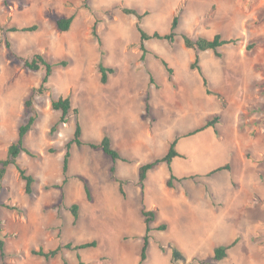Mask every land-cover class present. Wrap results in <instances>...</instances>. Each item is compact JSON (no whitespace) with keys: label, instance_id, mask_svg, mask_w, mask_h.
<instances>
[{"label":"rangeland","instance_id":"obj_1","mask_svg":"<svg viewBox=\"0 0 264 264\" xmlns=\"http://www.w3.org/2000/svg\"><path fill=\"white\" fill-rule=\"evenodd\" d=\"M0 0V158L18 138L25 122V102L39 88L44 71H31L24 60L43 53L55 64L48 92L35 97L40 117L25 139L26 146L41 155L23 154L19 162L36 181L26 194L25 182L15 166L8 168L1 201L21 211L2 208L0 217L8 235L6 264H139L145 231L142 193L138 186L139 166L165 155L178 135L204 125L215 116L220 122L191 137L182 138L176 158L175 189L167 187L170 177L163 163L149 173L146 205L156 211L154 231L145 264H200L216 247L239 238L229 257L214 264H264V0ZM130 7L149 11L143 27L167 33L175 15L180 16V36L174 44L150 40L145 62L141 61L137 18L122 12ZM52 15L74 16L68 32H60ZM98 22L100 47L92 35ZM38 25L36 32L7 33L13 26ZM216 34L237 37L239 43L222 48L223 57L212 51L200 55V65L213 91L207 95L202 78L191 68L195 52L182 35ZM17 58H10L6 40ZM256 42L250 51L247 45ZM24 59V60H23ZM162 59L174 68L169 74ZM116 69L109 82H100L97 65ZM150 73L156 83L150 84ZM151 98V115L144 119L146 98ZM71 97L68 122L52 128L61 112L52 101ZM74 109L78 110L75 114ZM77 118L85 142L111 137L113 147L129 162L118 161L116 176L125 181L127 196L113 178L111 158L102 150L74 146L70 181L61 206L65 145L73 137ZM51 149L56 152H51ZM230 164L211 177L210 170ZM1 168V165H0ZM80 177L88 181L89 201ZM78 203L80 219L75 225L70 211ZM96 240V248L65 249L46 261L31 254L33 249H55L67 243ZM180 256L173 258V249ZM0 264H2L0 260Z\"/></svg>","mask_w":264,"mask_h":264},{"label":"trees","instance_id":"obj_2","mask_svg":"<svg viewBox=\"0 0 264 264\" xmlns=\"http://www.w3.org/2000/svg\"><path fill=\"white\" fill-rule=\"evenodd\" d=\"M5 5L9 6L8 0H5ZM122 12L129 16H135L137 18L136 21V29L139 32L140 35V50L142 52L141 55V61L145 62L147 59L148 54H150V50L147 47V42L150 40H164L169 42L170 44H174L177 42L178 37L180 36L179 33V26H180V16L175 15L170 29L167 33H161L159 31H155L153 33H149L144 27L143 22L146 17L149 16V11L140 12L137 9L130 8V7H122ZM51 18L56 23V27L60 32H68L75 20L74 16L71 17H59L57 15H52ZM39 30V26L34 24L32 26H26V27H17L13 26L11 28H8L5 30L7 33H16V32H36ZM92 35L94 38L97 39L100 47H102L103 42L98 32V22L96 21L95 24L92 27ZM183 41L185 46L188 49H192L195 52V61L191 64V68L193 70H197L199 75L202 78L203 86L205 88L206 94L211 96L215 95L217 97H222L219 93L215 92L211 88V83L206 74L204 73V70L202 66L200 65V54L204 53L206 51H212L216 57H223L224 53L222 52V48L231 45V44H238L240 39L237 37L232 38H224L220 34H216L212 39L204 37V36H198L193 37L188 34L182 35ZM2 43L0 41V47ZM257 45L256 42H252L247 45V50H252ZM6 48L9 50V56L10 58H17V55L15 52H13L12 44L9 39L6 40L5 43ZM24 60V59H23ZM162 62L166 69L168 70L169 74L174 75V68L169 65V63L162 59ZM67 61H60L55 64L48 61L47 57L43 53H36L31 59L24 60V67L31 70V71H44V76L42 78V82L39 88L33 89L31 95L25 102V115L26 120L25 122L19 127L18 130V138L15 142L11 143L8 148L7 157L5 159L0 158V212L2 208H6L12 211H21V209L17 206H12L7 203H3L1 201L2 192L4 190V181L8 173L9 166L13 165L16 167L21 179L25 182V192L26 194H32L34 192V183L36 181V178L28 173V170L19 162L20 157L23 154H27L28 156L32 158H40L41 155L39 153L34 152L32 149L26 146L25 139L26 136L33 131L35 128V125L40 117L39 111L35 107V97L36 96H43L48 92V84L54 74V68L55 66H68ZM97 70L101 74L100 76V82L102 84H107L109 82V76L111 74L116 73V69L113 67H107L103 62H100L97 65ZM155 78L150 73V84H155ZM151 98L150 95L146 98V111L143 116L144 119L149 118L151 115ZM52 109L55 111L61 112V117L59 121L56 123V125L52 128V132H55L57 127L61 124H65L68 122L69 115L72 111V99L71 97H59L57 99H54L52 101ZM75 114H78V110H73ZM220 122V117L215 116L212 119L208 120L204 125L201 127L194 129L188 133H185L183 135H178L174 138V140L171 142L170 147L167 151V153L161 157L154 158L150 162H147L145 164H142L139 166L138 169V186L141 189L142 193V215L144 216V224H145V231L143 235V246L140 254V260L139 264H145L148 260V251L151 245V240L153 239L152 233L154 231H166L168 229V226L166 224H162L159 226H154L156 222V211L148 210L145 208L146 205V181L148 179L149 173L154 170L159 165L165 163L167 164L170 172V177L166 181L167 187L171 189H175V181H182L188 179V176L179 177L175 174L174 168H173V162L176 158H186V155L181 153L178 150V144L179 141L182 138L185 137H191L196 134H199L208 128H214L216 130L217 124ZM83 147L88 146L93 150H102L106 156L111 158L114 162V165L110 168V172L113 175V178L119 183V190L120 193L126 197L127 192L125 190V181L119 177L116 176V164L118 161H124L129 162L127 158L123 157L114 147L113 142L110 136L105 135L103 139L99 142H85L83 140V128L82 124L79 118L76 120L75 124V132L73 137L66 143L65 145V155L63 158V181L61 184H55L53 185L54 188L61 189V206H64V201L66 199V193L64 191L65 186L70 181V166H71V159H72V150L73 147ZM51 152H56V150L51 149ZM223 170H230V164H226L224 166H220L218 168H215L207 173L206 176L211 177L214 174L221 172ZM80 180L84 184V190L86 192L87 198L89 201H92V194L91 190L88 184V181L80 177ZM80 205L78 203H75L71 206L70 211L72 213V216L74 218V224L76 225L79 222L80 219ZM7 237L8 235L4 231V224L3 220L0 217V260L2 264H6V260L8 258V253L6 250V244H7ZM239 243V238L233 241L232 243L228 245H220L215 248L214 254L206 259H197L200 264H214V262H220L229 257V251L237 246ZM98 246V242L96 240L85 242L81 244H73V243H67L66 245H60L55 249H49L45 250L44 248H39L38 250L33 249L31 251V254L34 256L42 257L46 261L53 260L60 256L65 249L67 250H73V251H82L89 248H96ZM180 256V252L178 249H173V258L178 259ZM78 257L80 259V264H86L84 261L81 260L80 254L78 253ZM64 264H69L66 259H64ZM171 264H175L174 260H171Z\"/></svg>","mask_w":264,"mask_h":264},{"label":"crops","instance_id":"obj_3","mask_svg":"<svg viewBox=\"0 0 264 264\" xmlns=\"http://www.w3.org/2000/svg\"><path fill=\"white\" fill-rule=\"evenodd\" d=\"M201 54H202V53H201ZM201 54H200V55H201ZM217 125H218V124H217ZM198 128H199V127H198ZM216 128H217V126H216ZM196 129H197V128H196ZM208 129H214V128H208ZM208 129H207V130H208ZM191 131H192V130H191ZM189 132H190V131H189ZM203 132H204V131H203ZM187 133H188V132H187ZM201 133H202V132H201ZM184 134H185V133H184ZM199 134H200V133H199ZM181 135H183V134H181ZM196 135H198V134H196ZM196 135H194V136H196ZM170 144H171V143H170ZM169 147H170V146H169ZM156 158H157V157H156ZM174 162H175V160H174ZM174 162H173V165H174ZM210 171H211V170H210ZM210 171H209V172H210ZM181 177H183V176H181ZM89 249H90V248H89Z\"/></svg>","mask_w":264,"mask_h":264}]
</instances>
